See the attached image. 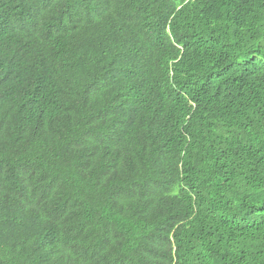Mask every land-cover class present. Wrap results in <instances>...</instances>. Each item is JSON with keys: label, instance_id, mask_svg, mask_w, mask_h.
Listing matches in <instances>:
<instances>
[{"label": "trees", "instance_id": "16d2710c", "mask_svg": "<svg viewBox=\"0 0 264 264\" xmlns=\"http://www.w3.org/2000/svg\"><path fill=\"white\" fill-rule=\"evenodd\" d=\"M0 264H264V0H0Z\"/></svg>", "mask_w": 264, "mask_h": 264}]
</instances>
